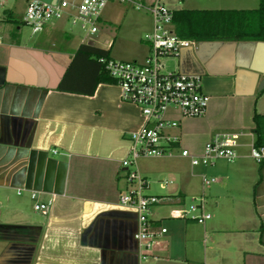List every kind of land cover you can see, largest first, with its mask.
<instances>
[{
	"label": "crops",
	"instance_id": "obj_1",
	"mask_svg": "<svg viewBox=\"0 0 264 264\" xmlns=\"http://www.w3.org/2000/svg\"><path fill=\"white\" fill-rule=\"evenodd\" d=\"M16 1L0 0V264H264V161L250 156L254 112L264 115V41L195 40L170 64L198 75L209 96L201 117L167 114L179 119L172 133L180 145L199 155L215 132L238 131L239 157L203 168L176 156L183 165L158 186L136 162L144 193L163 198L150 219L166 228L140 258L136 213L118 202L128 188L121 160L140 112L115 83L98 84L92 95L56 89L80 44L110 48L114 58L112 44L76 37L65 19L28 44L19 25L25 1L20 9ZM198 4L188 9H253L259 0ZM106 7L100 23L112 18ZM203 173L215 177L207 187ZM31 193L52 200L46 214L34 210ZM200 194L212 215L205 223L172 216Z\"/></svg>",
	"mask_w": 264,
	"mask_h": 264
},
{
	"label": "built area",
	"instance_id": "obj_2",
	"mask_svg": "<svg viewBox=\"0 0 264 264\" xmlns=\"http://www.w3.org/2000/svg\"><path fill=\"white\" fill-rule=\"evenodd\" d=\"M23 22L32 32L41 31L46 25L59 20L79 26L86 35H93L99 29V20L104 8L115 0H24ZM124 2L136 11L149 15L151 28L142 40L147 54L141 61L115 58H99L107 73L120 88L123 102L135 105L141 115V125L128 134L129 149L121 160L126 171L128 188L119 195L120 205L136 213V232L140 258H146L165 227L155 225L150 219V210L162 201V197L144 193L146 179L135 169L140 157H175L189 159L192 166L209 168L218 160L234 162L239 157L238 148L242 133L238 131L215 132L205 142L199 155L192 154L180 145L179 137L172 133L179 127V119L168 117L174 111L179 118H198L205 114L209 96L203 92L198 75L178 70H167V57H177L184 47L195 45V40L176 34L173 24L174 9L168 0H116ZM53 152H56L55 150ZM250 156L257 162L264 161V145L250 146ZM215 177L201 174L202 186L207 187ZM166 182V181H165ZM19 193V192H18ZM34 210L41 214L48 212V202L37 200L31 193ZM172 216L185 218L198 224L212 217L206 210L204 194L193 196L186 204L172 211Z\"/></svg>",
	"mask_w": 264,
	"mask_h": 264
},
{
	"label": "trees",
	"instance_id": "obj_3",
	"mask_svg": "<svg viewBox=\"0 0 264 264\" xmlns=\"http://www.w3.org/2000/svg\"><path fill=\"white\" fill-rule=\"evenodd\" d=\"M177 35L196 41H264V0L253 9H188L173 11ZM110 48L82 43L73 53L57 90L92 95L100 83H115L99 58H109ZM253 145H264V115L254 112Z\"/></svg>",
	"mask_w": 264,
	"mask_h": 264
},
{
	"label": "rangeland",
	"instance_id": "obj_4",
	"mask_svg": "<svg viewBox=\"0 0 264 264\" xmlns=\"http://www.w3.org/2000/svg\"><path fill=\"white\" fill-rule=\"evenodd\" d=\"M12 1L14 0H9V2ZM198 1L199 0H171L170 2V0H168L167 5H173L175 8H197L202 5H199ZM16 3L17 7L20 9L22 7L21 0H17ZM105 11V15L106 13L112 14V18L107 21L103 19V22H99L100 31L98 33L86 35L79 26L66 22L65 27L71 30L76 37L92 40L96 45L106 46L112 44L111 55L115 59L141 61L145 57L147 49L142 37L150 30L149 26L151 19L149 15L142 11H136L124 2H116V0L109 3ZM105 15L104 18H106ZM19 25L22 28L20 36L22 40L26 41L28 44L36 42L42 33V31L32 32L31 27L25 23ZM47 26L48 25L44 28ZM164 61L167 63L166 69L170 70L169 66L174 63L175 57H167ZM184 161V159H179L176 156L171 158L140 157L137 159V163L147 170L149 174L153 173L149 176V180L155 182L153 184H157L156 186H158V182L156 181L161 182L165 176H172V173L175 172L176 165H183L182 162Z\"/></svg>",
	"mask_w": 264,
	"mask_h": 264
},
{
	"label": "water",
	"instance_id": "obj_5",
	"mask_svg": "<svg viewBox=\"0 0 264 264\" xmlns=\"http://www.w3.org/2000/svg\"><path fill=\"white\" fill-rule=\"evenodd\" d=\"M43 1H50V0H43ZM263 85H264V80H263V82H262V84H261V88L263 87ZM137 225V224H136ZM135 232H136V230H135ZM135 232H134V234H135ZM134 234H133V236H134ZM134 239H135V237H134ZM135 242H136V239H135ZM136 244H137V242H136Z\"/></svg>",
	"mask_w": 264,
	"mask_h": 264
}]
</instances>
